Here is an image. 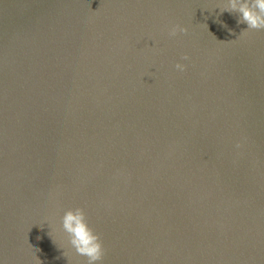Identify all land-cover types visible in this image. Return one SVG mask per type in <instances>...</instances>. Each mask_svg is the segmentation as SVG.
<instances>
[{"label":"water","instance_id":"1","mask_svg":"<svg viewBox=\"0 0 264 264\" xmlns=\"http://www.w3.org/2000/svg\"><path fill=\"white\" fill-rule=\"evenodd\" d=\"M223 6L0 0V264H87L76 208L99 264H264V30Z\"/></svg>","mask_w":264,"mask_h":264},{"label":"clouds","instance_id":"2","mask_svg":"<svg viewBox=\"0 0 264 264\" xmlns=\"http://www.w3.org/2000/svg\"><path fill=\"white\" fill-rule=\"evenodd\" d=\"M220 9V14L228 12L236 14L238 23L246 24L247 30H264V0H224V6ZM188 30L180 25L170 28L168 35L170 38L176 37L179 33H186ZM242 32V33H243ZM241 33V34H242ZM183 60H189L188 56H184ZM176 69L180 72L185 71L184 63H177ZM237 148L241 145L237 144ZM62 228L68 235V243L75 252L87 258V264H99L104 256V247L100 237L89 226L86 214L83 209L76 208L68 210L62 218ZM60 249H63L60 247ZM63 255L67 257V253L63 249ZM35 264H41L37 255Z\"/></svg>","mask_w":264,"mask_h":264}]
</instances>
